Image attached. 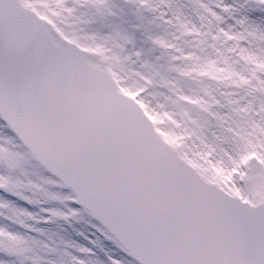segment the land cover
Listing matches in <instances>:
<instances>
[{"label": "snow or ice", "instance_id": "1", "mask_svg": "<svg viewBox=\"0 0 264 264\" xmlns=\"http://www.w3.org/2000/svg\"><path fill=\"white\" fill-rule=\"evenodd\" d=\"M53 2L73 12L64 7L65 0ZM37 5L48 8V0H0V43L10 54L30 52L40 68L16 88L0 79V118L12 133L0 143V192L27 204L40 201L26 191L42 192L57 205L42 209L50 218L88 217L94 238H85L93 246L75 245L79 255L68 253L70 264H264V142L249 141L250 150L231 168L209 160L210 151L196 154L203 164L193 159L181 150L190 134L161 128L164 118L179 125L168 113L162 118L148 108L143 88L132 90L111 69L80 63L89 53L103 55L102 45H81L59 26V11L44 13ZM50 42L64 46L68 55L51 53ZM241 55L264 71V61L244 55L243 49ZM194 71L217 80L238 75L214 61ZM233 83L249 81L240 76ZM256 131L264 135V128ZM250 166L258 169L256 175L244 171ZM26 167L36 169L38 182L19 178ZM238 181L251 184V195ZM32 219L33 213L20 209L16 222L30 228L25 220ZM30 251L23 235L0 227V253L11 257Z\"/></svg>", "mask_w": 264, "mask_h": 264}, {"label": "rangeland", "instance_id": "2", "mask_svg": "<svg viewBox=\"0 0 264 264\" xmlns=\"http://www.w3.org/2000/svg\"><path fill=\"white\" fill-rule=\"evenodd\" d=\"M37 7L44 13L59 11V26L74 34L81 45H102L106 49L102 56L108 58L107 64L123 84L132 90L143 88L141 98L148 108L162 118L168 113L179 125L164 118L159 126L180 135L190 134L181 150L193 159L203 164L196 154L210 151L209 160L231 168L233 160L250 150L249 141L264 142V135L256 131L257 126L264 128V71L241 55L243 49L244 55L264 61V9L257 0H103L100 5L91 0H65L64 7L73 9L71 14L53 0H48V8ZM224 32L238 38L227 39ZM157 40L172 47H162ZM209 61L238 75L232 80H217L194 71ZM240 76L249 83H233ZM181 96L200 99L206 102L205 107L187 103ZM10 136L0 123V143ZM244 171L254 176L258 169L250 166ZM25 173L21 180L38 182L36 169L26 167ZM237 186L251 195L250 183L238 181ZM24 194L40 203L27 204L0 192V203L7 205L0 207V227L23 235L31 251L11 257L0 253V260L9 264H33L34 260L39 264H70L68 253L79 255L75 245L93 246L89 243L93 230L86 217L71 222L50 218L42 209L56 207L55 202H47L42 192ZM20 209L36 217L25 220L30 228L16 222Z\"/></svg>", "mask_w": 264, "mask_h": 264}, {"label": "water", "instance_id": "3", "mask_svg": "<svg viewBox=\"0 0 264 264\" xmlns=\"http://www.w3.org/2000/svg\"><path fill=\"white\" fill-rule=\"evenodd\" d=\"M261 5L264 7V4ZM49 49L51 53L68 55V52L62 45L50 42ZM80 63L86 68L89 65H95L105 71L108 70L103 59L98 54L89 53L83 56ZM39 71L40 68L32 63L30 52L10 54L4 45L0 43V79L4 80L7 85L13 88L19 87L26 75H36L39 74ZM0 120L6 125V122L2 118Z\"/></svg>", "mask_w": 264, "mask_h": 264}]
</instances>
